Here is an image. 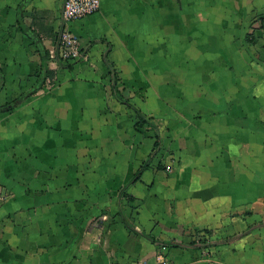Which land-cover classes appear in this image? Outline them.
I'll return each instance as SVG.
<instances>
[{
  "label": "crops",
  "instance_id": "crops-1",
  "mask_svg": "<svg viewBox=\"0 0 264 264\" xmlns=\"http://www.w3.org/2000/svg\"><path fill=\"white\" fill-rule=\"evenodd\" d=\"M64 1L0 0V264H264V0H102L70 62Z\"/></svg>",
  "mask_w": 264,
  "mask_h": 264
},
{
  "label": "built area",
  "instance_id": "built-area-1",
  "mask_svg": "<svg viewBox=\"0 0 264 264\" xmlns=\"http://www.w3.org/2000/svg\"><path fill=\"white\" fill-rule=\"evenodd\" d=\"M102 0H65L63 5V28L58 34L57 48L52 50L53 59L70 62L85 57L82 42L75 36L68 24L89 15L97 13L101 8ZM157 264H174L167 257H160Z\"/></svg>",
  "mask_w": 264,
  "mask_h": 264
},
{
  "label": "trees",
  "instance_id": "trees-1",
  "mask_svg": "<svg viewBox=\"0 0 264 264\" xmlns=\"http://www.w3.org/2000/svg\"><path fill=\"white\" fill-rule=\"evenodd\" d=\"M260 21H261V27L264 28V16L260 18ZM10 105H11V104H5V105L2 107L3 109L0 108V111H1V110H5V109H8V108L11 109L12 105H11V107H10ZM145 123H146L145 119H143V118L141 117V121L137 123V126L139 127V126H141V125H145ZM158 145H159V142L156 141L155 146L158 147Z\"/></svg>",
  "mask_w": 264,
  "mask_h": 264
},
{
  "label": "rangeland",
  "instance_id": "rangeland-1",
  "mask_svg": "<svg viewBox=\"0 0 264 264\" xmlns=\"http://www.w3.org/2000/svg\"><path fill=\"white\" fill-rule=\"evenodd\" d=\"M165 160H166V159H164V158H163V160H162V161L164 162L163 164H166V165H167V164H168V162H167V161H165ZM170 168H171V166L169 167V166L167 165V169H170Z\"/></svg>",
  "mask_w": 264,
  "mask_h": 264
}]
</instances>
